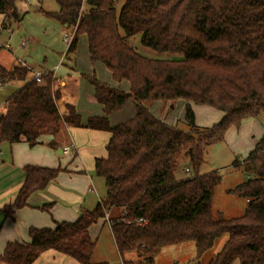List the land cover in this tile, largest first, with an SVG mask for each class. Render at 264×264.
I'll return each instance as SVG.
<instances>
[{"label":"trees","instance_id":"trees-1","mask_svg":"<svg viewBox=\"0 0 264 264\" xmlns=\"http://www.w3.org/2000/svg\"><path fill=\"white\" fill-rule=\"evenodd\" d=\"M18 0H0V14L19 20ZM50 14L74 29L68 53L79 37L87 36L92 62H102L129 90L89 76L104 116H93L89 128L108 131L107 155L95 158V172L105 179L106 197L76 221L55 227H30L29 241H10L0 264H34L47 250L70 256L81 264L94 262L96 240L92 225L109 222L123 264H155V252L165 246L194 241L199 261L227 234L209 264H264V137L248 157L252 177L229 189L245 198L237 217L215 218L213 197L222 177L201 174L207 147L225 139L231 127L264 113V0H56ZM123 31V33H122ZM141 43L172 58H151L130 44ZM27 66L12 70L0 64L1 78L25 80L6 101L0 115V141L35 145L45 134L56 135L62 125L83 126L77 98L57 84L52 71L42 82L27 79ZM186 101L189 131L161 120L150 101ZM134 102L133 117L112 126L109 115ZM192 103L222 111V118L201 128ZM52 145H56L53 142ZM192 174L179 178L177 158L185 147ZM64 170L37 165L25 167L24 183L7 216L27 205L32 193L45 189ZM50 205H44L48 209ZM108 215V218H107ZM134 251L136 260L125 259ZM198 263V262H197Z\"/></svg>","mask_w":264,"mask_h":264},{"label":"crops","instance_id":"crops-1","mask_svg":"<svg viewBox=\"0 0 264 264\" xmlns=\"http://www.w3.org/2000/svg\"><path fill=\"white\" fill-rule=\"evenodd\" d=\"M13 21L6 19L5 15L0 14V38L2 37L1 34L3 31H8L11 28ZM64 26L68 27L67 25ZM81 42L85 49L82 57L85 61L80 65L78 58L80 56L79 45ZM5 47L10 48L9 43L6 42ZM64 56L68 61L65 63V66H63L64 61L60 64H63L62 69L57 66L60 72L57 73L56 70L47 71H52L57 84L65 87L71 95L77 98V110L81 115L83 126L74 127L62 125L58 134H45L39 138L35 145H31L26 141L12 143L0 141V254L3 253L6 244L10 241H29L30 227H55L56 222L76 221L82 210H92L102 201L101 192L103 190L101 189L100 180L95 178L91 172H95V158L97 156L107 155L106 145L111 134L108 131L89 128L85 125L91 117L105 115L103 106L96 99L94 86L90 82L89 76L96 74L97 78H99L98 76L100 75L101 79L103 78L106 83L114 79L112 73L102 62L91 61L88 39L85 34L79 37L76 50L68 53L67 49ZM22 63H25L29 71L33 72L31 77L30 72L28 73V80L33 78L37 71L44 72V70H35L33 68L35 61L29 56H26L23 61L20 60L18 66H22ZM0 64L8 70L16 67H6V64L2 62ZM102 73L104 75H101ZM10 82L14 83L13 86L16 88V91L23 86L25 80L1 78L0 86L2 87ZM119 84L124 89L129 90L128 82ZM111 85L118 86L117 83H112ZM167 103L171 102L167 101ZM202 109H204L201 110L204 118L202 122H209V116L217 115L214 114L217 113L216 108L212 106L208 105ZM135 113L136 108L134 102L129 100L123 108L109 115L110 123L112 126H115L133 117ZM195 113L197 124L201 125L197 111ZM220 115L223 116V114ZM254 119L256 118H249L239 126L240 128L236 130L237 135H239L238 137L244 134L243 127L248 126ZM234 129H236L235 126L231 127L227 134L231 133ZM256 130V134L252 133L253 143H251V148L257 142L256 140H258L262 132L258 128ZM53 142H56V145H52ZM69 143L75 144V149H73L71 155H67L63 151V148ZM183 154H185V151H182V154L177 159L179 160ZM27 165L51 168L62 167L64 170L45 189L32 193L27 201V205L16 209L13 215L7 216L5 207L13 203L16 199L26 177L25 167ZM185 172L186 170L183 168L180 169L179 176L182 177V174ZM97 201L98 203H96ZM44 205L50 206L48 209H43L42 207ZM104 223L105 221L101 220L91 226L90 233L94 240H97L96 233H98V229H101V225H104ZM109 226L111 229L110 223ZM129 253H132L129 260L137 259V254L134 251ZM34 264L81 263L63 253L55 250H47ZM233 264H240L239 259H236Z\"/></svg>","mask_w":264,"mask_h":264},{"label":"rangeland","instance_id":"rangeland-1","mask_svg":"<svg viewBox=\"0 0 264 264\" xmlns=\"http://www.w3.org/2000/svg\"><path fill=\"white\" fill-rule=\"evenodd\" d=\"M124 1L125 0H119L117 2L118 12ZM17 8L21 18L13 21L11 31L5 30L1 34L0 61L5 63L6 67H17L18 64H20V60L23 61L26 56H29L35 61L33 65L35 70H56L57 73L60 72L62 65L64 64L63 66H65V63L68 61L64 56L68 49L65 34L70 31V28L64 26L61 21L50 14L51 12H57L59 10L58 2L56 0H18ZM24 41L28 43L24 45ZM6 42L9 43L10 48L5 47ZM129 42L140 53L148 57L161 59L173 57V55L168 52H160L144 46L141 43L139 35L130 37ZM79 48L80 56L78 60L81 65V63L85 61L82 58L85 51L82 42ZM63 61L64 63L60 65ZM57 66H59L60 69H57ZM29 74L31 77L33 72ZM101 75L104 74L102 73ZM98 77L101 79L100 75ZM101 80H103V78ZM103 82L106 83L105 80H103ZM107 83H117V85H120L114 80ZM13 84L14 83L10 82L2 87L0 86V113L4 110L7 97L16 89ZM147 106L153 114L161 120L176 125L181 130L189 131L190 126L186 119L185 100L179 99L171 103L156 100L148 102ZM206 106L208 105L192 103L193 109L195 108L194 111H197L198 118L201 120V125H199L201 128L210 127L218 122L222 118L220 114H223L222 111L215 109L217 113L214 114L217 115L209 116V122H202L204 118L201 114V110H204L202 108ZM235 128L236 129L231 131V133L226 135L223 141L213 143L207 147L205 161L201 168L202 174L217 171L222 177L221 182L215 189L213 197V213L215 218L219 217L220 212L226 218L237 217L242 215L246 209V199L229 192V189L253 176L247 159L250 152L264 137V113L256 117L248 126L243 127L244 134L242 136L238 137L239 135H237L236 132L240 127L235 126ZM257 128L262 132L258 140H256L257 142H255L254 146L251 148V143H253L252 133L256 134ZM187 148L188 146L183 149L185 153ZM235 151L237 152L235 153ZM180 154H182V152ZM188 162L189 159L185 154H183L179 160L177 159L175 170L177 176L180 175V169H185V167L188 166ZM91 173L95 178L100 180L101 189L103 190V192H101L102 199L105 198L106 184L104 177L98 176L94 171ZM191 174L192 172L187 173L186 171L182 174V177L179 176V178H186ZM96 203H98V201ZM96 234L97 244L92 261L108 262V264H123L122 256L117 249L109 223L105 222L104 225H101V229H98V233ZM227 237V234L218 237L214 246L207 251L199 261L194 260L197 254L194 241L162 247L154 254L155 264H209L210 260L220 251ZM131 254L126 252L124 258L129 259Z\"/></svg>","mask_w":264,"mask_h":264},{"label":"built area","instance_id":"built-area-1","mask_svg":"<svg viewBox=\"0 0 264 264\" xmlns=\"http://www.w3.org/2000/svg\"><path fill=\"white\" fill-rule=\"evenodd\" d=\"M9 31H11V28H9ZM73 34H74V29L73 28H70V31L68 33L65 34V40L66 42L68 43V46L70 45L71 41H72V38H73ZM28 42L27 41H24L23 44L26 45ZM22 66H26L25 63H22ZM42 75H43V72L41 71H37L35 73V76L34 78L38 81V82H42ZM73 149H75V144L74 143H69L67 144L64 148H63V151L65 154L67 155H71L72 152H73ZM186 171L188 172L189 169L187 168ZM107 218H108V215H107Z\"/></svg>","mask_w":264,"mask_h":264},{"label":"water","instance_id":"water-1","mask_svg":"<svg viewBox=\"0 0 264 264\" xmlns=\"http://www.w3.org/2000/svg\"><path fill=\"white\" fill-rule=\"evenodd\" d=\"M1 115V114H0Z\"/></svg>","mask_w":264,"mask_h":264}]
</instances>
